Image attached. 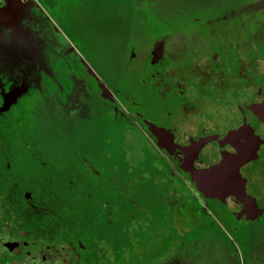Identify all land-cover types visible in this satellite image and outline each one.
I'll use <instances>...</instances> for the list:
<instances>
[{"label":"flooded vegetation","instance_id":"af4514ba","mask_svg":"<svg viewBox=\"0 0 264 264\" xmlns=\"http://www.w3.org/2000/svg\"><path fill=\"white\" fill-rule=\"evenodd\" d=\"M131 1L137 15L152 2ZM59 4L3 0L0 7L24 11L22 31L0 25V264H132L142 250L165 254V227L151 236L148 192L152 177L169 169L120 163L128 134L156 143L147 123L167 129L181 146L206 138L196 168L235 151L232 143L244 139L225 141L231 130L253 127L262 142L239 171L260 213L242 212L234 196L206 198L233 209L234 221L245 223L234 226L238 240L249 242L252 226L264 225V121L253 114L264 112V0H199L170 15L185 21L178 25L135 28L133 19L114 88L57 28ZM53 72L63 80L74 74L87 95L58 84ZM165 159L177 169L171 175L178 173L183 153ZM154 214L166 218L164 207ZM121 218L135 228L129 241Z\"/></svg>","mask_w":264,"mask_h":264},{"label":"rangeland","instance_id":"374dc122","mask_svg":"<svg viewBox=\"0 0 264 264\" xmlns=\"http://www.w3.org/2000/svg\"><path fill=\"white\" fill-rule=\"evenodd\" d=\"M198 1L152 0L150 9L137 15L134 14L131 0H60V4L56 8L58 10H55V16H52L57 28L74 44L80 57L97 77L111 88H114L115 79L120 71L125 33L129 24L133 23V19L135 28L149 25L161 27L165 23L178 25L185 21H180L179 18L169 20L170 15L185 14L184 11L193 9ZM151 7H155L157 10H151ZM181 17L185 18V16ZM135 20L137 21L135 22ZM253 73L255 74V72ZM52 75L61 86H70L80 95H87L80 81L75 79L74 74H66L64 80L61 79L62 76L58 72H53ZM128 135L130 139L123 143V151L120 156L122 168L127 166L137 169L138 167H145L148 162V166L153 167L154 165L155 168L162 171H165L167 167L177 171L176 168H173L174 165L171 161H166L165 152L158 148L153 140L146 138V141H140L134 134ZM213 146L215 147L212 144L208 145V147ZM121 178L127 180L126 176H121ZM178 178L184 186L188 187L184 179ZM178 178L169 177L165 172L159 171L158 176H153L149 184L150 190L148 193L152 196V198H149L152 201V222L157 227H160V225L165 227L168 238L167 252L165 254H144L142 250L135 253L132 264H168L170 262L168 257L177 251L179 255L173 256L171 259L175 264H182L181 262L185 259L187 260L186 263L191 264L193 257L185 253V250L187 249V243L195 239H202L203 242L200 243L201 248L199 251H194L192 254L203 255L207 252L208 256L212 257L208 261L205 259L202 264H236L234 259L235 250L239 254L242 253L248 260L254 261V259L259 258L260 253L264 252L263 224L252 226L251 236H253L249 242H240L234 231V226L236 224L241 226L245 223L234 221L232 218L233 209L229 211L222 203L213 201L201 205L203 206L202 210L206 225L204 229H200L197 216L184 210V197L188 192ZM122 183L128 184V182ZM187 190L189 193L192 191L190 188H187ZM122 191L129 199L130 188ZM141 193L144 194L145 191ZM136 205L139 206L138 203ZM161 207L165 208L166 218H160L159 214L156 217L154 214L157 209L160 212ZM121 223L126 225L122 229V239L128 235V237H125L128 240L125 241H129L131 237H134L135 228L133 225L131 226L128 219L121 218ZM158 234L159 231L155 233V228L154 231L151 229L153 238H156ZM170 239H173L172 242H169ZM217 239L219 240L217 241ZM218 243H220V247Z\"/></svg>","mask_w":264,"mask_h":264},{"label":"water","instance_id":"95a60500","mask_svg":"<svg viewBox=\"0 0 264 264\" xmlns=\"http://www.w3.org/2000/svg\"><path fill=\"white\" fill-rule=\"evenodd\" d=\"M23 17L24 11L21 5H9L0 11V25L11 29L12 32L22 31L19 23ZM253 114L258 120L264 121V112L256 109ZM147 128L156 137L155 144L158 148L165 150L169 155L176 149L183 153V160L179 164V168L188 174L195 189L204 198L224 200L229 195L234 196L242 203V212L251 215L260 213L255 199L246 193V179L241 176L239 171L242 165L256 158L257 150L262 142V139L254 134L252 126L245 124L231 130L225 136V141L240 138H243L244 141L232 143L235 147L234 152H222L217 162L201 168L194 166V160L197 158L199 150L207 142L206 138L181 146L173 142L172 134L167 129L152 123H147ZM222 144L224 143L220 142V145Z\"/></svg>","mask_w":264,"mask_h":264},{"label":"trees","instance_id":"16d2710c","mask_svg":"<svg viewBox=\"0 0 264 264\" xmlns=\"http://www.w3.org/2000/svg\"><path fill=\"white\" fill-rule=\"evenodd\" d=\"M163 150V149H162ZM164 151V150H163ZM165 152V151H164ZM166 154V153H165ZM146 156V155H145ZM153 168H155V166L153 165ZM169 169V168H168ZM174 170L169 169L168 170V176L169 177H180L181 179H184L187 186H184L183 183L180 181V179L178 178V180L180 181V183L184 186V188L186 189V191L188 192V194L185 195L184 197V210L185 212L188 211L190 214L196 215L197 216V220H198V224H199V228L200 229H204L205 225H206V221H205V217L203 216V210L201 205L203 204H209L208 203V199L204 198L200 193L197 192V190L195 189L194 184L190 181L189 176L187 173L181 171L180 169H178L179 173H175L174 175H171V172H173ZM187 188H190L191 193H189V191L187 190ZM160 225V224H159ZM154 228H156V225H153ZM186 231V230H185ZM125 237H128V235H126ZM173 239H170L169 242H172ZM219 239H217L218 241ZM191 242L187 243V249L185 250V253H188V255H191L194 251H199L200 247V243L203 242L202 239L200 240H190ZM216 241V243H217ZM220 243H218L219 245ZM220 247V245H219ZM204 250V249H203ZM235 250V249H234ZM206 254L203 255H195L193 256L192 260L193 262L191 264H202L203 261H205V259L211 260L212 257H209L208 253L205 252ZM235 254L237 257V264H264V252L260 253L259 258L254 259V261L248 260L247 258H245L243 256V254H239L238 251L235 250ZM179 255L178 251L173 254L172 256L169 257V260L172 259L173 256ZM185 259V258H184ZM187 260H184V264L186 263Z\"/></svg>","mask_w":264,"mask_h":264},{"label":"clouds","instance_id":"9594fccd","mask_svg":"<svg viewBox=\"0 0 264 264\" xmlns=\"http://www.w3.org/2000/svg\"><path fill=\"white\" fill-rule=\"evenodd\" d=\"M3 6V0H0V7Z\"/></svg>","mask_w":264,"mask_h":264}]
</instances>
